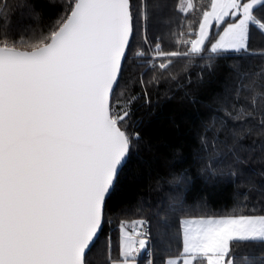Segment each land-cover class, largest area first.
<instances>
[{"label":"trees","instance_id":"trees-1","mask_svg":"<svg viewBox=\"0 0 264 264\" xmlns=\"http://www.w3.org/2000/svg\"><path fill=\"white\" fill-rule=\"evenodd\" d=\"M75 1L0 0V48L48 43ZM128 1L132 36L110 111L126 114L117 124L129 155L85 264L118 259L119 229L144 220L151 255L136 264L180 258L183 220L264 217V31L250 25L249 51L194 54L185 45L211 0ZM253 19L264 29V3ZM226 260L264 264V242L230 241Z\"/></svg>","mask_w":264,"mask_h":264},{"label":"water","instance_id":"water-1","mask_svg":"<svg viewBox=\"0 0 264 264\" xmlns=\"http://www.w3.org/2000/svg\"><path fill=\"white\" fill-rule=\"evenodd\" d=\"M128 0H76L48 43L0 48V264H85L129 147L111 97Z\"/></svg>","mask_w":264,"mask_h":264},{"label":"rangeland","instance_id":"rangeland-1","mask_svg":"<svg viewBox=\"0 0 264 264\" xmlns=\"http://www.w3.org/2000/svg\"><path fill=\"white\" fill-rule=\"evenodd\" d=\"M262 3L264 0H211L208 11L201 18L195 37L190 41L189 51L194 54H200L204 51L211 53L249 51L250 25L252 24L264 31L262 26L253 19V10ZM152 53H155V50ZM157 55L159 59L162 57L160 53ZM165 65L166 63H159L161 68ZM111 112L116 113L114 110ZM256 232L264 234V227L259 222L245 223L240 219L198 218L183 220L181 223L183 239L225 237L235 240H248L251 235H256L254 234ZM252 240L259 239L253 238ZM118 244V259L112 260L110 264H136L135 241L131 239L128 228L124 226L119 229ZM139 244L141 251H144L147 243L140 241ZM164 264H192V262L190 258L181 256L180 258H167ZM206 264H229V262L223 260L208 261Z\"/></svg>","mask_w":264,"mask_h":264},{"label":"crops","instance_id":"crops-1","mask_svg":"<svg viewBox=\"0 0 264 264\" xmlns=\"http://www.w3.org/2000/svg\"><path fill=\"white\" fill-rule=\"evenodd\" d=\"M247 218V219H246ZM228 220H243L245 223L259 222L260 225L264 227V217H242V218H226ZM140 223L134 226H124L128 228L129 232L134 231L139 228ZM252 234V232H250ZM256 235H251L248 240H235L229 238H201V239H183L182 247H181V256L190 258L191 262H193L194 258L197 256H202L206 258V261H230L226 260V255L229 250L230 241H253V238H258L259 240L264 242V234L262 232L254 233ZM253 236V237H252Z\"/></svg>","mask_w":264,"mask_h":264},{"label":"built area","instance_id":"built-area-1","mask_svg":"<svg viewBox=\"0 0 264 264\" xmlns=\"http://www.w3.org/2000/svg\"><path fill=\"white\" fill-rule=\"evenodd\" d=\"M186 46H189L187 43ZM155 53H152L150 55L149 63H148V69L153 70L158 66V61H159V56L157 55L159 51V46H156L154 48ZM125 113L120 115L119 118L117 119V122H120L125 118ZM150 222L148 220L142 221L140 227L136 232L131 233V238L135 241V253L137 255H144V257L148 258L151 255V243L148 239V233L150 230ZM140 241H145L147 243V247L144 251H141L140 248Z\"/></svg>","mask_w":264,"mask_h":264}]
</instances>
